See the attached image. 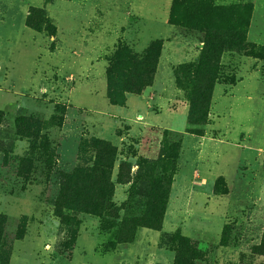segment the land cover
Segmentation results:
<instances>
[{"label": "rangeland", "instance_id": "374dc122", "mask_svg": "<svg viewBox=\"0 0 264 264\" xmlns=\"http://www.w3.org/2000/svg\"><path fill=\"white\" fill-rule=\"evenodd\" d=\"M49 1L0 0V264H174L177 231L205 254L194 264H264L255 251L264 243V0ZM213 29L225 48L204 67ZM153 41L162 46L143 94H154L152 106L138 95L111 105L112 56L126 50V76ZM198 66L213 78L205 124L188 117ZM22 116L38 121L31 138L15 124ZM100 141L119 149L114 181L120 163L132 164L135 183L116 184L117 207L131 187L148 189L150 164L177 167L165 175L161 231L121 225L144 208L143 195L106 221L59 201V174L93 163ZM23 159H32L25 179ZM19 221L26 231L15 240Z\"/></svg>", "mask_w": 264, "mask_h": 264}, {"label": "trees", "instance_id": "16d2710c", "mask_svg": "<svg viewBox=\"0 0 264 264\" xmlns=\"http://www.w3.org/2000/svg\"><path fill=\"white\" fill-rule=\"evenodd\" d=\"M47 1L50 2L49 0ZM171 21L172 13H170ZM159 42H151L144 56L141 59L135 58L136 61H139L138 68H135L131 71V74H126V76L120 71L121 69L124 72L128 68V65L121 61L122 56L127 55L126 50L118 51L115 56H112L114 57L112 58L113 61H111L113 63L106 72V96L111 105L123 107L127 102L128 95L141 96L147 88L153 85L155 67L162 46L161 42ZM205 45L207 50L200 60V65L204 67L210 64L213 60V55L217 53L221 55L225 48V41L219 31L213 29L207 34ZM120 54L122 56H119ZM185 66L182 65V68ZM200 67L198 66L197 73H199L193 79L194 88L188 116L190 123L193 124H205L207 122L213 90L211 72L200 70ZM135 70L137 74H134ZM15 124L19 129L25 128L26 137L31 138L32 130L38 124V121L32 122L22 116L21 118H16ZM95 148L96 152L93 163H88L87 166H84L85 163L74 166L72 169L68 168L67 172L59 174L61 180L63 179L58 189L59 201L61 198L64 202H68L70 204V212L75 215L86 214L106 221L104 218L105 213H108V216L110 213L114 219H118L119 212L124 211V208L130 204L129 200H132L137 194L139 196L143 195L147 199L144 208L137 211V215L134 217L124 218L121 225L125 230L129 228L133 233L137 232L139 228L161 231L173 180L172 178L165 177V175L169 176L168 174H171L173 177L177 171V167L173 170L174 172L166 174L167 159L160 158L157 162L150 164L145 174L151 182L148 189L142 190L139 193L140 191H136L131 187L128 199L120 207H117L114 203L116 184L126 185L130 182L132 184L135 183V180L131 177L132 164L128 161L120 163L116 181H114L113 174L119 156V149L107 141L95 143ZM140 160H143V158ZM22 163L20 174L23 178H28L31 175V169L28 166L32 165V159H23ZM7 223L8 217L0 213V254L5 241ZM76 223L79 225L80 222L76 221ZM25 228V224L22 225L19 221L15 240H21L24 237ZM175 236L173 242L177 245V254L174 264H194L198 258L200 259L205 256L196 247L195 243L188 237L183 236L180 231H177ZM255 251L257 255L264 256V243L257 247Z\"/></svg>", "mask_w": 264, "mask_h": 264}, {"label": "crops", "instance_id": "0c3cea01", "mask_svg": "<svg viewBox=\"0 0 264 264\" xmlns=\"http://www.w3.org/2000/svg\"><path fill=\"white\" fill-rule=\"evenodd\" d=\"M181 46H184V45H181ZM185 47V46H184ZM165 48V47H164ZM163 52H164V49H163ZM187 59V58H186ZM184 63V62H183ZM131 96H137V95H128L127 96V102H126V104H125V106H123V107H127V106H129V103H130V98H131ZM138 97V99L140 100V101H142V102H146L147 103V108H149V107H151L152 106V103L151 102H153V100H154V94L152 93L151 95H146V96H143V95H141V96H137ZM115 119H120V120H122V118H115ZM122 138L120 139V142H122ZM123 186V192L125 191V189H127L129 186L128 185H122ZM117 190H118V187H116V194H117ZM116 194H115V196H116ZM116 199V198H115ZM126 200V197H125V199H124V201ZM116 201V200H115ZM119 202V201H118ZM117 202V203H118ZM121 202H123V201H121ZM168 219V218H167ZM174 223H176V217H174V218H172L171 220H168V224H174ZM165 224H166V221H165ZM165 226V225H164ZM180 229V228H179ZM178 229V230H179Z\"/></svg>", "mask_w": 264, "mask_h": 264}]
</instances>
